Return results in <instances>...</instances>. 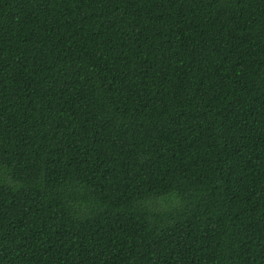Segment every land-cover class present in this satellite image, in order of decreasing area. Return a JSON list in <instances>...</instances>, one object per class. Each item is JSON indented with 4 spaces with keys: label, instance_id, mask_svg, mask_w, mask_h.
Here are the masks:
<instances>
[{
    "label": "trees",
    "instance_id": "1",
    "mask_svg": "<svg viewBox=\"0 0 264 264\" xmlns=\"http://www.w3.org/2000/svg\"><path fill=\"white\" fill-rule=\"evenodd\" d=\"M0 264H264V0H0Z\"/></svg>",
    "mask_w": 264,
    "mask_h": 264
}]
</instances>
